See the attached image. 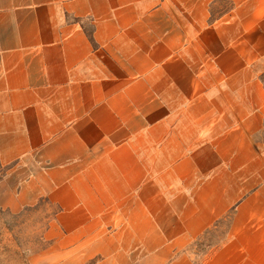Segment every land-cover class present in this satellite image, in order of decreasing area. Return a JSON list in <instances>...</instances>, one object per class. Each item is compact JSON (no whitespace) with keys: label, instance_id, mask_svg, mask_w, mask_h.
<instances>
[{"label":"crops","instance_id":"1","mask_svg":"<svg viewBox=\"0 0 264 264\" xmlns=\"http://www.w3.org/2000/svg\"><path fill=\"white\" fill-rule=\"evenodd\" d=\"M0 164L62 256L264 264V0H0Z\"/></svg>","mask_w":264,"mask_h":264},{"label":"rangeland","instance_id":"2","mask_svg":"<svg viewBox=\"0 0 264 264\" xmlns=\"http://www.w3.org/2000/svg\"><path fill=\"white\" fill-rule=\"evenodd\" d=\"M8 167L0 164V180ZM0 190V264H96L105 257L60 255L50 226L59 211L44 198L22 208L5 206ZM87 259V261L85 260Z\"/></svg>","mask_w":264,"mask_h":264}]
</instances>
